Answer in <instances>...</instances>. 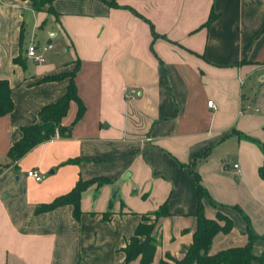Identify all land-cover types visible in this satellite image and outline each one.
I'll return each mask as SVG.
<instances>
[{"label": "crops", "instance_id": "0c3cea01", "mask_svg": "<svg viewBox=\"0 0 264 264\" xmlns=\"http://www.w3.org/2000/svg\"><path fill=\"white\" fill-rule=\"evenodd\" d=\"M49 7L0 0V81L13 104L0 116V264H125L121 250L143 218L154 224L150 264L180 259L196 225L192 172L216 205L201 200L205 218L232 222L210 254L247 243L245 217L258 236L254 252H263L264 0ZM30 42L51 46L40 65L25 56ZM74 68L83 113L72 124L77 105L69 101L60 119L69 134L9 158L21 127L67 87L68 78L48 79ZM31 169L39 181L26 176ZM91 178L108 182L82 192L77 219L70 205L34 213ZM163 205L167 214L156 219Z\"/></svg>", "mask_w": 264, "mask_h": 264}, {"label": "trees", "instance_id": "16d2710c", "mask_svg": "<svg viewBox=\"0 0 264 264\" xmlns=\"http://www.w3.org/2000/svg\"><path fill=\"white\" fill-rule=\"evenodd\" d=\"M35 10H39L40 6L36 5L38 2L40 5L47 4L48 11H51L49 7L50 0H30ZM214 16L210 15L206 25H209ZM76 68V67H75ZM69 74H61L57 77L49 78L48 80H58L62 78H68V84L64 93L52 103L43 105L37 112V122L25 127H21V137L17 141L13 142L7 152L9 158L18 160L26 152H28L35 145L48 140L51 136L57 133L59 136H66L69 134L70 127L63 128L60 125V119L65 114L69 101H74L77 105L75 118L72 124L82 115L83 104L78 99L75 88L73 85V74L75 71ZM13 108L12 101L9 97V87L6 81H0V116L9 113ZM261 151L264 156V144L259 143ZM259 176L264 179V161L258 169ZM196 196L197 206L195 212V230L192 234L191 244L184 249L183 255L180 259H173L166 256V260L170 263L161 262L160 264H264V251L256 254L253 250V244L258 238L249 227L247 218L246 229L248 241L244 246L231 247L225 250H221L214 255L210 254L213 238L218 233L228 234L232 230V222L221 215L216 214V219L210 220L205 218L203 206H201V200H207L212 206H216L210 199L207 191L198 182V177L195 172H192ZM108 182L105 178H91L88 180H78L73 187L65 194L57 196L54 200L46 205H41L35 208L34 213L40 214L54 210L56 208L70 205L72 207V217L77 219L79 215V200L82 192L95 183L97 186ZM167 214L165 205L161 206L158 211L154 213L155 218L165 216ZM146 219L143 218V223L137 225L133 235L129 238L126 246L121 250L124 254V263L138 258L139 264H150L154 252L156 243L152 237V231L154 224H146ZM220 222H224L223 225Z\"/></svg>", "mask_w": 264, "mask_h": 264}, {"label": "built area", "instance_id": "2783aa9c", "mask_svg": "<svg viewBox=\"0 0 264 264\" xmlns=\"http://www.w3.org/2000/svg\"><path fill=\"white\" fill-rule=\"evenodd\" d=\"M51 48L50 45L46 46H37L33 42H30L25 50V56L28 58L34 65H40L44 62V54L46 51H48ZM207 105L215 110L216 105L213 101L209 100L207 102ZM149 140V139H146ZM233 169L238 173L239 172V166L237 163H233ZM26 176L29 178H32L35 181H39L41 177L38 175L37 171L35 169L28 170L26 172Z\"/></svg>", "mask_w": 264, "mask_h": 264}, {"label": "rangeland", "instance_id": "374dc122", "mask_svg": "<svg viewBox=\"0 0 264 264\" xmlns=\"http://www.w3.org/2000/svg\"><path fill=\"white\" fill-rule=\"evenodd\" d=\"M36 5L38 6H40V8H42V7H47V4H42V5H40L38 2L36 3ZM40 176V175H39ZM117 184H120V182H116ZM121 199V198H120ZM223 224H224V222H222Z\"/></svg>", "mask_w": 264, "mask_h": 264}, {"label": "water", "instance_id": "95a60500", "mask_svg": "<svg viewBox=\"0 0 264 264\" xmlns=\"http://www.w3.org/2000/svg\"><path fill=\"white\" fill-rule=\"evenodd\" d=\"M115 191H116V190H113V191H112V198H113V196H114V194H113V193H115Z\"/></svg>", "mask_w": 264, "mask_h": 264}]
</instances>
